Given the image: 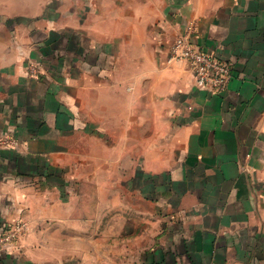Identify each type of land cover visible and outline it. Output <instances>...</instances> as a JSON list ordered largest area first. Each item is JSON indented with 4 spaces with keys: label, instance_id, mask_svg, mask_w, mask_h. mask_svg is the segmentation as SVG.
I'll return each mask as SVG.
<instances>
[{
    "label": "crops",
    "instance_id": "0c3cea01",
    "mask_svg": "<svg viewBox=\"0 0 264 264\" xmlns=\"http://www.w3.org/2000/svg\"><path fill=\"white\" fill-rule=\"evenodd\" d=\"M180 33L226 92L170 61ZM7 133L0 264H264V0H0Z\"/></svg>",
    "mask_w": 264,
    "mask_h": 264
},
{
    "label": "built area",
    "instance_id": "2783aa9c",
    "mask_svg": "<svg viewBox=\"0 0 264 264\" xmlns=\"http://www.w3.org/2000/svg\"><path fill=\"white\" fill-rule=\"evenodd\" d=\"M190 34H181L170 46V61L187 62L194 74L197 85L215 95L226 92L234 77L233 64L203 49L193 42ZM24 229L21 224L0 231V251L13 243ZM26 229V224H25ZM26 231V230H25Z\"/></svg>",
    "mask_w": 264,
    "mask_h": 264
},
{
    "label": "rangeland",
    "instance_id": "374dc122",
    "mask_svg": "<svg viewBox=\"0 0 264 264\" xmlns=\"http://www.w3.org/2000/svg\"><path fill=\"white\" fill-rule=\"evenodd\" d=\"M181 34H187V33H180L179 35H177V37L180 36ZM188 34H190V33H188ZM26 66H27V74L30 77H33V78H36V79H41L43 77L44 72H43L42 67L40 66V64H38L36 62H33V61H29ZM189 67H190V65H189ZM190 69H191V67H190ZM20 145H21V142H20V140L17 137H15V136H13L11 134H8V133L0 135V148H12V149H15V148H19ZM53 174L54 173L48 172V175H53ZM19 224H21L22 227L24 226V229L22 230V232L19 233V235L15 239V241H17V240L21 239L26 233L25 224H27V222H26V220L24 218L21 217V218H18L16 221L12 222V223H8L7 222V223L2 224V226L0 228V231H2L4 229H11L12 227H14L16 225H19Z\"/></svg>",
    "mask_w": 264,
    "mask_h": 264
}]
</instances>
